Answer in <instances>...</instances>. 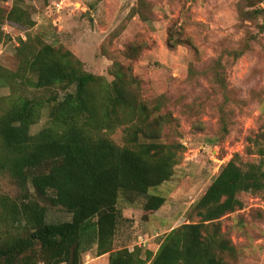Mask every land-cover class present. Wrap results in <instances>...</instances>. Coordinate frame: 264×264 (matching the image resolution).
Instances as JSON below:
<instances>
[{"label": "trees", "instance_id": "16d2710c", "mask_svg": "<svg viewBox=\"0 0 264 264\" xmlns=\"http://www.w3.org/2000/svg\"><path fill=\"white\" fill-rule=\"evenodd\" d=\"M5 1L0 23L26 35L35 22L24 1L14 0L11 8ZM4 35L0 26V44ZM44 39L20 36L18 69L0 77L12 90L0 98V176L15 189L0 192V264H83L93 249L108 264H237L221 220L242 208L240 193L264 194V162L243 165L236 156L223 165L192 208L198 222L170 230L155 253L143 252L144 245L115 248L121 201L158 211L166 199L149 190L172 178L184 147L162 141V121L139 99L132 73L118 64L108 81L85 71L71 50ZM246 50L231 52L238 59ZM221 68L212 70L213 80L221 79ZM18 79L51 96H28L12 85ZM46 107L49 125L32 134ZM120 126L122 146L106 136ZM253 139L259 147L247 154L264 158V131ZM50 207L71 218L50 221Z\"/></svg>", "mask_w": 264, "mask_h": 264}, {"label": "rangeland", "instance_id": "374dc122", "mask_svg": "<svg viewBox=\"0 0 264 264\" xmlns=\"http://www.w3.org/2000/svg\"><path fill=\"white\" fill-rule=\"evenodd\" d=\"M23 1L35 22L24 36L41 35L63 45L83 62L85 71L108 81L115 78L118 64L132 73L139 81V99L152 118L162 121V141L184 147L172 178L149 190L166 199L158 211L145 212L121 201L123 219L115 248L144 245L143 252L155 253L170 230L198 222L192 208L223 165L236 156L243 165L264 162L259 154H247L248 148L258 149L253 138L264 131V0ZM55 2L61 3L58 9ZM4 22L0 77L18 69L22 33ZM245 48L241 57H233L232 50ZM221 65V79L213 80L212 70ZM12 85L28 96H51L34 91L22 79ZM11 93L10 87L0 85V98ZM48 125L46 107L31 132ZM106 136L124 145L125 126ZM13 187L0 176V192L15 194ZM239 198L243 206L222 218L223 231L237 248V264H264V194L242 192ZM70 218L61 207L49 208L50 221ZM95 257L93 249L83 256V264H107V259Z\"/></svg>", "mask_w": 264, "mask_h": 264}, {"label": "built area", "instance_id": "2783aa9c", "mask_svg": "<svg viewBox=\"0 0 264 264\" xmlns=\"http://www.w3.org/2000/svg\"><path fill=\"white\" fill-rule=\"evenodd\" d=\"M13 2H14V0H6L4 3H5V5L6 6H8V7H11L12 5H13ZM60 2H55L54 3V6L58 9L59 7H60ZM61 9V8H60ZM59 9V10H60ZM6 27H8L9 25H5ZM5 27V28H6ZM25 34H23V33H21V37L23 38V39H26V36H24ZM140 238V237H139ZM139 241V240H138ZM140 245H142V244H140Z\"/></svg>", "mask_w": 264, "mask_h": 264}, {"label": "crops", "instance_id": "0c3cea01", "mask_svg": "<svg viewBox=\"0 0 264 264\" xmlns=\"http://www.w3.org/2000/svg\"><path fill=\"white\" fill-rule=\"evenodd\" d=\"M94 259H95V260H100V261H101V260H103V259H107V256H106V255H103V256H101V257H97V256H96ZM105 264H106V263H105ZM107 264H108V259H107Z\"/></svg>", "mask_w": 264, "mask_h": 264}]
</instances>
